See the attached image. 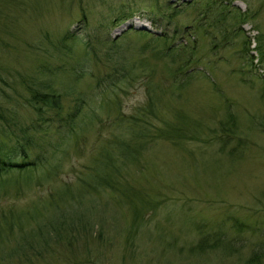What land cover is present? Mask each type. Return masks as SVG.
I'll return each mask as SVG.
<instances>
[{"label":"rangeland","instance_id":"rangeland-1","mask_svg":"<svg viewBox=\"0 0 264 264\" xmlns=\"http://www.w3.org/2000/svg\"><path fill=\"white\" fill-rule=\"evenodd\" d=\"M164 1L0 0V104L5 103L3 95L9 91L18 93V99L22 97L20 75L27 79H51L61 89H67L62 84L65 79L73 85L74 59L58 55L53 49V44L68 28L79 36L77 50L85 41L96 43L95 37L103 39L104 34L115 38L109 52L108 43L96 47L102 58L98 63L109 62L106 67L98 66L99 75L102 70L107 73L120 69L119 57L126 63L139 57L149 61L148 55L138 51L146 39L135 30L147 28L146 24L151 26L142 15L131 17L133 27L127 26L129 21L114 28L104 27V23L113 11L125 4L154 12L156 3ZM229 5L251 16L239 24V32L250 40L248 50L253 55L254 67L250 68L248 60L239 57L240 44H236L235 51L228 45L217 54L211 53L210 42L214 38L221 40L222 22L221 26L207 27V21L216 19L215 14H210L207 20L202 16L201 20L199 14L205 27L199 35L201 38L193 36L199 51L206 56L204 73L187 79V85L179 93L164 98L158 112L172 117L170 108H179L190 119L197 118L204 125L212 126L226 107L235 116L238 135L229 137L231 142L221 149L217 135L207 142L188 139L173 144L156 139L150 143L138 158V164L127 165L124 171L130 181L134 179L131 182L135 186L141 187L149 204L154 205L152 211L146 214L144 211L140 224L130 228L131 209L108 189L91 196L82 205L61 202L53 219H50L52 209L41 207L26 211L27 207L40 206L41 198L49 193L48 187H56L62 178L69 181L80 163L89 160L100 141L91 130L81 142L80 152L68 150L61 155L60 148L70 140L66 139L63 144L59 134H50L46 127L45 134L40 133L39 138L47 146H53L47 148L45 161L47 165L58 162L59 178L50 186L31 188L19 196H13V192L0 196V209L11 204L13 212L23 217V228L18 230L19 222L15 223V230L6 234L7 222L0 214V264H264V256H257L259 252H256L264 247V129L258 125L264 113V59L259 62V50L254 48L260 39L264 49V0H231ZM82 14L85 21L78 22L83 19ZM193 18L190 11L176 17L180 24H188ZM236 32L231 26L225 31L232 40ZM95 63L86 64L93 68ZM50 67L56 71H49ZM91 79L84 75L77 85L86 113L91 107L100 111L103 95L110 91L104 78L98 86ZM9 84L14 86L13 90ZM123 87V91L117 92L122 109L128 112L143 102L145 89L140 78ZM74 96H65V103L70 105ZM8 108L14 109L13 118L28 121L30 111L24 104L17 105L15 100ZM108 128L104 125L99 130L105 134ZM213 129L221 134L218 126ZM233 147L236 150L230 151ZM33 148L36 154L37 149ZM235 220L247 227L237 233ZM196 223H204L208 231L222 232L229 241L236 242V250L229 248L233 247L230 244L202 252L191 249L198 237Z\"/></svg>","mask_w":264,"mask_h":264},{"label":"trees","instance_id":"trees-1","mask_svg":"<svg viewBox=\"0 0 264 264\" xmlns=\"http://www.w3.org/2000/svg\"><path fill=\"white\" fill-rule=\"evenodd\" d=\"M230 1L165 0L163 3H156L157 10L154 12L132 7L130 3L123 5L105 19L104 27L114 28L127 23L136 14L142 15L141 18L151 26L149 25L150 29L140 27L135 30L145 35L146 39L139 45L138 51L140 54L144 52L150 59L148 61L144 60V57H139L133 59V62L126 63L119 57L120 69L108 70L107 73H103L102 70L100 75L98 62L102 58L96 47L100 43L102 45L108 43L107 46L110 47L106 50L109 52L112 45L115 44V38L104 34L103 39L99 40L95 37L96 43L85 41L82 47H78L77 50L75 46L79 41L77 32L70 28L66 29L53 44V49L58 55L71 56L74 59L73 85L65 79L62 84H65L67 89H61L60 86L56 87L51 79H27L20 75L18 84L23 89L22 97L18 99V93L14 94L11 91L8 95H3L5 103L0 104V196H7L10 194L9 192H13V196H19L25 191L32 190L31 188L42 185L50 186L59 178L61 167L58 162L55 161L47 165V161H45L46 153L49 150L47 148L53 146H47L42 141L43 139L39 138L41 137L40 133L45 134L46 127L50 134L51 132L58 133L63 144L66 139L70 140V143L62 144L61 155L67 154L68 150L80 152V144L86 133L93 130L97 140L100 141L97 142L89 160L80 163L69 181L61 177L62 180L61 182L58 180L60 183L56 184V187H48L49 193L41 198L40 206H31L34 209L27 207L26 211H37L41 207L52 209L50 219H53V215L57 211L56 208L61 205V202L82 205L84 201L91 200V196L99 195L102 190L108 189L116 194L120 203L131 209L130 228L140 224L144 211L146 210L145 214L152 211L154 205L149 204L150 201L141 187L135 186V183L131 182L134 179L131 178L130 181L124 171L127 165L138 164V158L150 143L155 142L156 139L168 140L173 144L188 139L207 142L213 140L214 135H217L216 139L220 143L221 149L229 145L231 142L229 137L233 138L238 135L235 116L226 107L216 123L221 132L219 135L213 129V127H217L216 125L206 126L205 122H201L197 118L190 119L182 109L168 107L172 117H164L162 113L158 112V105L164 98L179 93L187 85V79L194 78V75L199 72L204 73L202 70L206 56L205 53L199 51V44L193 35L196 34L199 37L203 33L202 28L205 26L201 24L200 19L207 20L210 14H215L214 18L216 19L211 22L207 21V27L221 26L220 22H222L220 31L222 37L219 42L215 41L216 38L210 42L209 51L217 54L228 45L233 46L235 51L236 44H240L239 57L245 61L248 60L247 64L252 68L253 55L248 50L250 40L239 32L241 31L239 24L251 16L247 11L241 12L236 7H230ZM188 11L194 14L193 21L188 24L178 23L177 15L188 13ZM82 18L78 19V22L79 20L85 21V14H82ZM172 23L173 25L170 27ZM127 24H129L127 26L133 27L132 21ZM229 26L234 28V32L237 31L233 35V40L225 33ZM240 33L241 37L239 38ZM262 47L261 40L258 39L254 48L259 50V62L264 59ZM88 61H96L95 65L92 64L93 68L88 67L86 64ZM106 61H108V57ZM108 63L100 66L106 67ZM60 67L61 65H59ZM47 69L51 72L56 71L53 70V67ZM59 70H61L60 72L64 71V69ZM84 75H89L95 86H98L99 81L104 78L103 80L107 82L106 86L110 88V91L105 95L102 93L104 98L99 104L100 111L91 107L87 113L84 112L85 101L77 87ZM137 78L141 79V84L145 89V98L133 110L125 112L117 91H123V85L130 84ZM9 86L10 90L14 89L12 84ZM75 93L77 96H74ZM68 95L74 96L70 105L65 103V96ZM15 100L17 105L22 103L30 111L27 122H22L18 117L13 118L14 109L8 107ZM5 104L8 105L2 106ZM100 113H105V115ZM104 125L109 127L105 134L99 130ZM258 125L264 129V113L258 121ZM220 136H226V138ZM43 145L44 147H42ZM33 146L37 149L36 154L33 153ZM233 148L230 151L236 150L235 147ZM13 210L11 204L0 209L2 218L7 222L4 225L6 234L15 230L13 227L15 223L19 222L18 230L23 228L21 223L23 217L21 218L18 213L15 214ZM30 218L34 219L32 216ZM235 221L237 233L242 232L244 226L247 227L245 223ZM203 224L196 223L194 226L198 237L191 249L202 252L205 249L230 244L233 247H228L236 250L235 241H229L231 239L225 238L219 230L212 232L206 230ZM256 252H259L257 256H264V247Z\"/></svg>","mask_w":264,"mask_h":264}]
</instances>
